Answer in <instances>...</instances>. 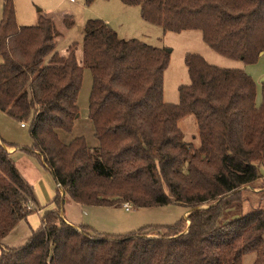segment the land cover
I'll use <instances>...</instances> for the list:
<instances>
[{
    "label": "trees",
    "instance_id": "1",
    "mask_svg": "<svg viewBox=\"0 0 264 264\" xmlns=\"http://www.w3.org/2000/svg\"><path fill=\"white\" fill-rule=\"evenodd\" d=\"M93 0H86L91 3ZM140 5L144 20L164 31L200 30L219 54L256 63L264 54V0H122ZM71 23L70 18H65ZM82 63L76 43L56 50L52 19L20 25L14 0H4L0 21V110L29 122L35 155L66 196L80 205L138 207L182 204L172 225L110 235L81 231L57 211L44 209L43 225L18 247L2 250L0 264H264V209L235 216L244 185L258 181L264 164V82L240 68H224L188 53L190 82L180 101H164L170 54L142 40L124 39L102 19L83 27ZM84 68L92 74L89 118L99 141L63 142L79 116ZM197 118L200 147L183 141L179 120ZM0 141V241L38 211L33 186ZM187 164V170L181 169ZM232 193L228 197L224 195ZM58 191L50 206L63 203ZM217 202L216 204H212ZM212 204L209 207H200ZM200 207V208H197ZM57 209V210H58Z\"/></svg>",
    "mask_w": 264,
    "mask_h": 264
},
{
    "label": "rangeland",
    "instance_id": "2",
    "mask_svg": "<svg viewBox=\"0 0 264 264\" xmlns=\"http://www.w3.org/2000/svg\"><path fill=\"white\" fill-rule=\"evenodd\" d=\"M3 3L4 0H0V21ZM14 3L17 21L20 25H36L39 14H45L52 18L56 36V50L66 53L69 46L76 43L77 57L80 63H82V47L85 36L83 27L89 19L95 18L109 23L121 38H136L166 50L170 54V58L164 72V101L169 104L179 103V87L190 82L188 67L185 63V56L188 53L200 54L210 63L224 68H240L248 72L246 67L250 65L240 60L225 57L213 50L203 40V34L200 30H187L179 33L164 31L162 26L143 19L140 5L125 4L122 0H93L91 3H87L86 0H14ZM66 17L70 18L71 23L65 20ZM2 62L3 58L0 56V63ZM255 69L264 71V58L261 63H258V66H255ZM261 76L259 77V83L263 84L264 74H261ZM92 83L93 79L90 69L84 68L83 83L78 97L79 116L75 119V124L71 131L58 130V134L65 143H69L75 137L83 136L89 147L94 151L98 148L99 141L95 136L94 126L89 118L88 107ZM21 126V122L0 110V133L10 140L29 146L33 143L29 132V122L24 127ZM178 126L181 130L183 141L189 143L193 150L199 148L201 142L196 116L194 114L186 115L179 120ZM20 153L23 152L19 151L16 158L19 160L21 167H23V173L28 174L29 172L30 178L33 179H35V176H42L44 181H47L51 187L52 192L55 194L58 191L60 192L53 174L43 165L44 163L35 156H25L30 159L31 163L24 162L19 157L23 155ZM25 167L29 169L28 172L24 171ZM181 169L186 171L187 164H184ZM261 169L262 176L258 181L244 185L235 191L240 193L242 199H244L241 206L236 209L235 216L247 214L256 208L264 209V164ZM231 194L228 193L224 197H228ZM60 195L64 200L63 203L65 202L64 206H66L67 211L72 204L70 198L66 197L65 193L62 195L60 192ZM63 203L59 209L55 206H53L55 209L50 207L47 209L57 211L63 218L61 215V213L63 214ZM128 203L131 205L129 210L124 205H80L78 217L84 225H88L92 229H88L87 233L89 235L95 234V231L110 235L128 234L142 228L172 225L182 218L186 219V231H188L190 225L188 223V214L195 209L187 210L182 204L176 203L151 207H138L132 205L131 202ZM212 204H205L200 207L206 208ZM41 208L43 207L39 206L38 209L40 210ZM70 215V213L68 216L64 214L68 221L70 220ZM72 216H76L73 211ZM76 228L80 231L82 230L80 226ZM255 258V252L246 253L242 258V264H253Z\"/></svg>",
    "mask_w": 264,
    "mask_h": 264
},
{
    "label": "crops",
    "instance_id": "3",
    "mask_svg": "<svg viewBox=\"0 0 264 264\" xmlns=\"http://www.w3.org/2000/svg\"><path fill=\"white\" fill-rule=\"evenodd\" d=\"M52 21H53V19H52ZM263 58H264V54L260 58L258 63H261ZM258 63L247 65L246 69L248 70L247 73L250 74L253 77V79L255 80V82L257 83L258 101H260L262 83L261 82L259 83V77L263 76V75L261 76V74H264V71H260L258 69H255V66H258ZM2 139L7 141L10 145H14V146H9V145H4V146H5L6 150L11 154L12 158L14 159V161L16 162L17 167H18L20 173L22 174V176L33 186L34 191H35V195H36V200H37L39 206H41L43 208H41L40 210L36 211L35 213L34 212L31 213L30 215H28V217L26 219L21 220L16 225V227L9 234H7V236H5L0 241V254H1L2 250H7L9 248L18 247V246L24 244L29 239V237L31 236L32 232L34 230H37L38 228H40L43 225V221H42L43 210L47 209L49 207L51 209H55V207L53 208V205L50 206L49 204H51L52 200L56 196V194L54 192H52L51 187L49 186L47 181H44L42 176L41 177L40 176L39 177L35 176V179L30 178V176H29L30 173L28 172L29 169L27 167H25L24 171H27L28 174L27 173L25 174V173L22 172L23 171V167H21L20 162H19V160L16 157L18 156L19 151H21L23 153H20V154H23V155H20L19 157L24 162L31 163L30 159L28 157H25V156L34 157L35 155L29 154L28 152L24 151L23 148L29 149L32 146V144L29 145V146H25L23 144H20L18 142L10 140L9 138H6L5 136H3L0 133V141ZM42 163H44V162H42ZM43 165L47 168L45 163ZM50 172L52 173L51 170H50ZM54 180L56 181L55 177H54ZM58 187L60 188V192L62 193V195H64L63 188L60 185H58ZM44 196H46V197H44ZM40 202H41V204H40ZM70 202L72 204L68 207L67 211H66V208H65L66 206H64L65 202L63 203V209H62L63 210V214L61 213V215L63 216V219L67 223L78 227L79 225L83 224L81 219L78 217V213H79V210H80L79 209L80 204L72 201L71 199H70ZM47 205H49V206H47ZM72 211H73L74 215H76L75 216L76 218L74 216H72ZM69 213L71 215H70V220L68 221V218H66L64 216V214H66L68 216Z\"/></svg>",
    "mask_w": 264,
    "mask_h": 264
},
{
    "label": "built area",
    "instance_id": "4",
    "mask_svg": "<svg viewBox=\"0 0 264 264\" xmlns=\"http://www.w3.org/2000/svg\"><path fill=\"white\" fill-rule=\"evenodd\" d=\"M21 125H22V126H25L26 123H25V122H22ZM124 206H125V208H126L127 210H129L131 205L127 202V203H124Z\"/></svg>",
    "mask_w": 264,
    "mask_h": 264
},
{
    "label": "water",
    "instance_id": "5",
    "mask_svg": "<svg viewBox=\"0 0 264 264\" xmlns=\"http://www.w3.org/2000/svg\"><path fill=\"white\" fill-rule=\"evenodd\" d=\"M262 82H264V78L262 79Z\"/></svg>",
    "mask_w": 264,
    "mask_h": 264
},
{
    "label": "bare ground",
    "instance_id": "6",
    "mask_svg": "<svg viewBox=\"0 0 264 264\" xmlns=\"http://www.w3.org/2000/svg\"><path fill=\"white\" fill-rule=\"evenodd\" d=\"M188 223H190L189 220H188Z\"/></svg>",
    "mask_w": 264,
    "mask_h": 264
}]
</instances>
